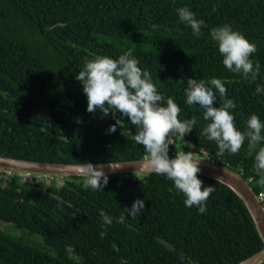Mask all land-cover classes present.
<instances>
[{"label": "trees", "instance_id": "trees-1", "mask_svg": "<svg viewBox=\"0 0 264 264\" xmlns=\"http://www.w3.org/2000/svg\"><path fill=\"white\" fill-rule=\"evenodd\" d=\"M180 7L205 21L199 38L180 22ZM224 24L257 45L255 81L223 66L209 33ZM132 43L139 67L152 74L165 101L171 97L182 109L179 118H197L182 141L172 134L169 147L180 142L185 152L229 167L263 195L264 206L255 152L246 141L239 153L217 156L216 143L202 135L203 110L184 96L188 79L218 78L236 103L239 130L252 114L264 121V92L256 94L264 88V0H0V156L65 164L145 159L143 146L131 139L136 129L130 121L124 118L109 133L115 119L87 112L75 79L85 57L115 59ZM108 176L102 191H94L83 187L84 177L44 185L0 175V220L45 244L0 230V264H238L263 248L241 200L213 179L199 175L216 189L200 213L185 206L184 195L163 175ZM137 199L145 202L140 215L117 223ZM101 211L113 218L111 225Z\"/></svg>", "mask_w": 264, "mask_h": 264}, {"label": "clouds", "instance_id": "clouds-1", "mask_svg": "<svg viewBox=\"0 0 264 264\" xmlns=\"http://www.w3.org/2000/svg\"><path fill=\"white\" fill-rule=\"evenodd\" d=\"M176 12L180 22L190 27L194 36L199 38L205 21L197 19L196 14L188 7H180ZM209 34L218 46L222 64L227 70L242 75L246 80L257 79L261 65L251 58L257 52L255 43L228 24L211 28ZM135 46L133 44L132 48L115 59L99 55L92 59L85 57L84 67L79 70L75 79L82 85V92L87 98V112H99L104 117L111 115L115 124L110 126L109 133H115L117 126L121 127L124 118H127L136 129L131 139L143 146L145 167L171 181L184 195L186 207H196L200 213H204L207 201L216 189L215 186H205L199 179L202 158L197 152H185L178 148L175 158L169 157V146L173 145L172 134H178L182 141L192 132L197 118H179L182 111L179 105L171 97L165 101L153 81L152 74L139 67L140 60L133 54ZM178 83L184 84L183 80ZM262 92L264 88L257 87L256 94ZM217 93L220 98L219 107L215 106ZM184 96L187 105H198L203 110L202 118L208 123L203 128L202 135L216 143L217 156H223L225 153L235 155L247 141L249 153L255 152L254 167L259 177L257 183L264 186V146L258 147L264 142V121L252 114L246 122V130H239L233 115L236 103L227 98L224 82L218 78L207 82L195 78L188 79ZM79 122L78 119L77 123ZM185 145L192 147L190 144ZM79 168L84 177V188L102 191L108 184L109 176L104 172L103 166L80 163ZM144 206V200H135L130 209H122V214L116 222L123 223L127 216L137 218ZM99 214L104 224L113 223V218L104 211Z\"/></svg>", "mask_w": 264, "mask_h": 264}, {"label": "water", "instance_id": "water-1", "mask_svg": "<svg viewBox=\"0 0 264 264\" xmlns=\"http://www.w3.org/2000/svg\"><path fill=\"white\" fill-rule=\"evenodd\" d=\"M175 158V156H169ZM94 166H103L106 174H134L147 175L151 172L145 167L146 159L124 162L91 163ZM80 164L37 162L0 156V168L17 173H29L33 175L50 176L56 178L83 177L79 168ZM111 165L113 168H111ZM200 176H204L223 184L229 188L241 200L246 208L259 237L263 248L251 257L238 264H262L264 263V206L259 201L249 184L229 167L214 161L202 159L200 164Z\"/></svg>", "mask_w": 264, "mask_h": 264}, {"label": "rangeland", "instance_id": "rangeland-1", "mask_svg": "<svg viewBox=\"0 0 264 264\" xmlns=\"http://www.w3.org/2000/svg\"><path fill=\"white\" fill-rule=\"evenodd\" d=\"M169 148H171V147H169ZM176 148L183 149L182 143L178 142L174 145L173 150H174L175 154H176ZM63 180H64V178H59V177L56 178V182L58 185H61L63 183ZM49 182L50 181H48V180L42 181V183L44 185H48ZM56 182H54V183H56ZM0 230L8 233L12 237L22 238L24 241L29 242V244H34V243H31L30 241H33L36 239L37 240L36 243L39 246H41V248H43V245H45L40 237H38L36 235H29V234L25 233L24 231H22L21 229L17 228L15 225L10 224V223H5L1 220H0ZM70 256H73V255H70Z\"/></svg>", "mask_w": 264, "mask_h": 264}, {"label": "built area", "instance_id": "built-area-1", "mask_svg": "<svg viewBox=\"0 0 264 264\" xmlns=\"http://www.w3.org/2000/svg\"><path fill=\"white\" fill-rule=\"evenodd\" d=\"M175 156L176 154L174 153V150L172 148H169V156ZM0 175H4V176H20L23 182H42L45 180H56V177H50V176H41V175H33V174H29V173H17V172H13L7 169H3L0 168ZM259 201L262 202L263 200V195L261 194L258 197Z\"/></svg>", "mask_w": 264, "mask_h": 264}, {"label": "flooded vegetation", "instance_id": "flooded-vegetation-1", "mask_svg": "<svg viewBox=\"0 0 264 264\" xmlns=\"http://www.w3.org/2000/svg\"><path fill=\"white\" fill-rule=\"evenodd\" d=\"M54 182H56V180H50V182H49L48 185H50V184H52V183H54ZM56 184H57V182H56Z\"/></svg>", "mask_w": 264, "mask_h": 264}]
</instances>
